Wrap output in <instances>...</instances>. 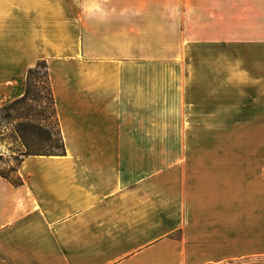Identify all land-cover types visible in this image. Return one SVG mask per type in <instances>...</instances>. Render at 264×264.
Here are the masks:
<instances>
[{"label": "crops", "instance_id": "obj_1", "mask_svg": "<svg viewBox=\"0 0 264 264\" xmlns=\"http://www.w3.org/2000/svg\"><path fill=\"white\" fill-rule=\"evenodd\" d=\"M257 7L168 58L137 0H0V107L46 60L65 144L0 176V264H264Z\"/></svg>", "mask_w": 264, "mask_h": 264}, {"label": "rangeland", "instance_id": "obj_2", "mask_svg": "<svg viewBox=\"0 0 264 264\" xmlns=\"http://www.w3.org/2000/svg\"><path fill=\"white\" fill-rule=\"evenodd\" d=\"M243 2V0H137V8L146 7L148 11H151V18H149L151 33L145 32L144 18L137 17V20H141V27L140 23H137L139 26L136 30V55H144V38L149 35H151L149 52L152 57L203 55L205 50L202 47L199 48L200 46L196 47L192 39L197 41L199 38H207L208 27H213L214 38L221 35L214 31L223 30L225 26L241 27L245 23L257 24V0H249L250 11H247V6H244L245 12H243ZM149 5L152 9L148 8ZM147 22H149L148 19ZM43 75L44 69H41L40 78L37 81L39 101L33 102V110L30 112L27 111V107L22 111L24 117L29 116L36 120L41 127L30 129L21 125L17 132L19 121L7 123L4 120L2 122L4 126L0 130V154L12 165H16L24 158V153L27 152L26 145L32 150L49 148L50 142L46 141V136L42 132L43 128H51V151L55 150L54 146L59 138L58 128L53 115V104L48 98L47 81ZM0 165L3 166L1 161Z\"/></svg>", "mask_w": 264, "mask_h": 264}, {"label": "trees", "instance_id": "obj_3", "mask_svg": "<svg viewBox=\"0 0 264 264\" xmlns=\"http://www.w3.org/2000/svg\"><path fill=\"white\" fill-rule=\"evenodd\" d=\"M41 69H44L43 76L46 78L47 81L48 98L50 101H52L53 104V110H54L53 115L56 119V126L58 128L59 138L56 141L57 142L56 146H54L55 150L51 151V139H52L51 128L50 127L43 128L42 132H44L46 136L45 137L46 141L50 142V145L48 146L49 148H47V150H32L30 146L26 145L27 152L24 153L25 154L24 158L31 155H51V154L65 153V144L60 128L55 96H54L46 60H39L35 67H32L28 70L27 88L25 94L22 97L15 99L14 101L0 108V115L2 117V119L0 120V130H2L4 126L2 124L4 120H6L7 123H12L13 121H19L16 128L17 132H18V128L21 125H25L30 129H39L41 127L36 122V120L29 118V116L24 117L22 112L25 109V107H27L28 112L33 110V102H38L40 99V94L38 92V87H37V81L40 78ZM24 158L21 161H18L16 165H12V163L8 159H4V156L0 154V161L3 165V166L0 165V176L6 179L7 181H9L14 186L22 185L24 181L19 173V169L22 165Z\"/></svg>", "mask_w": 264, "mask_h": 264}]
</instances>
